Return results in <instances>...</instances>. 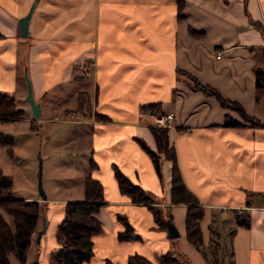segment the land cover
<instances>
[{
    "label": "crops",
    "instance_id": "crops-1",
    "mask_svg": "<svg viewBox=\"0 0 264 264\" xmlns=\"http://www.w3.org/2000/svg\"><path fill=\"white\" fill-rule=\"evenodd\" d=\"M33 2L22 34L18 20ZM255 67L264 68V0H0V91L26 111L0 119V131L11 134L5 125L20 119L31 129L45 122L77 124L69 133L77 169L72 177L61 174V195L49 194L59 185L47 186L43 199L33 181L21 193L13 161L22 156L13 143L12 156L0 144V167L12 177L13 197L36 200L41 208L46 203L39 240L34 234L24 263L10 253V264H52L65 203L83 199L87 174L102 184L104 203L95 214L102 230L91 236L92 255L82 264H127L135 253L155 262L166 252L181 264H264V87L256 85ZM24 72L39 118L25 98ZM185 73L239 102L263 125L251 126L213 95L190 88ZM67 110L87 117L67 120ZM152 112L174 114L168 144L202 209L196 244L186 236L187 204L171 199L172 160L157 151ZM227 114L242 125L225 126ZM60 142L47 146L43 163L65 157L68 142ZM143 144L160 157L159 172ZM114 166L153 201L137 202L122 192ZM161 207L167 210L154 211ZM169 220L175 237L168 236ZM125 223L137 238H118Z\"/></svg>",
    "mask_w": 264,
    "mask_h": 264
},
{
    "label": "trees",
    "instance_id": "trees-1",
    "mask_svg": "<svg viewBox=\"0 0 264 264\" xmlns=\"http://www.w3.org/2000/svg\"><path fill=\"white\" fill-rule=\"evenodd\" d=\"M185 80L192 89L200 90L204 94L213 95L221 106L236 111L251 125H263L254 116L248 115L241 104L235 100L223 97L214 87L202 84L194 76L185 73ZM256 85L264 87V68L255 67ZM25 110L16 106L12 94L0 91V119H17L24 117ZM225 126L242 125L240 121L227 114L223 123ZM155 137L157 151L172 160L171 199L173 202L187 204L185 226L186 236L191 243L201 240L199 219L202 209L197 199L185 188L176 162L172 146L168 144L167 127L151 126ZM13 136L0 131V144L8 146V153L12 156ZM151 155L159 172L160 157L143 144ZM93 167V162L90 164ZM114 175L122 192L131 195L134 201L150 202L151 197L144 190L131 181L117 166H114ZM102 184L90 174L85 176L84 197L81 200L67 201L64 206V216L57 227L56 238L60 246L51 252L54 258L52 264H82L92 255L91 236L102 230L100 220L95 215L104 203ZM40 204L36 200L15 198L12 195V177L5 174L0 167V264H10L8 255L13 253L21 263L25 262L26 251L34 234H37V222L40 216ZM6 215V216H5ZM238 216V221L248 225L246 216ZM171 218V216H169ZM121 218V217H120ZM125 229L118 233L119 239H133L138 235L133 233L132 227L125 223ZM105 264H113L109 259ZM127 264H181L171 252H166L152 261L138 253L128 256Z\"/></svg>",
    "mask_w": 264,
    "mask_h": 264
},
{
    "label": "rangeland",
    "instance_id": "rangeland-1",
    "mask_svg": "<svg viewBox=\"0 0 264 264\" xmlns=\"http://www.w3.org/2000/svg\"><path fill=\"white\" fill-rule=\"evenodd\" d=\"M24 76H25V72H24ZM79 100L81 103H83L84 97L80 95ZM23 101L24 103H26L25 100ZM19 105L21 104L19 103ZM231 109L234 110L239 115L240 120L246 121L239 114V112L236 111V109L233 106H231ZM51 114H53V112ZM71 114H73L74 116L81 115V119H85L87 117L86 112L84 113L83 111L67 110L64 112V116L67 120H74V118L70 116ZM76 125L77 124H73L72 122H66L63 124L60 122H56V123L45 122L43 123V127L40 128L37 125L32 124L33 129L36 130V128H38L36 130L37 132H35L33 129L30 128V124L29 122H27L26 119L13 121V123L5 125V128H7V130H9V132L13 135V145H12L13 149H15L16 152L20 153V155L22 156V158H20L19 160L13 161L15 185L16 188L19 189L21 193L25 192L26 190L29 191L28 189L30 188L29 184L31 181H33L34 183L35 190L37 191V193H39L38 182L40 179L41 187L44 191H45V187L48 192L50 191V189L49 190L47 189V186L54 187L55 185H59L58 188L60 189L55 188L53 190L56 192H52L49 194L52 195L62 194L60 193L63 192V189H61L63 187L62 182L57 184L58 181H61V174L64 172L66 173L65 174L66 176L70 175V177H72V175L76 172L77 169L76 161H72V157H71L72 155H74L71 149L74 147L73 144L75 140L69 134L71 132L73 133L74 127H76ZM50 129L52 130V132H48ZM49 136L50 139L48 140L47 143L48 144L47 146L49 147H55L59 145L61 143L60 142L61 138H64L65 141H67L68 143H67V152L65 153V157L61 160L57 158L53 159L51 163L47 164V162L43 163L42 160L43 157H46L45 152H47V146L45 145V140L46 137ZM52 142L53 144L50 145ZM81 161H83L81 166L85 167L86 166L85 160L83 159ZM67 169L72 170V172L68 173ZM43 205L44 206L42 208L40 206V208L42 209V213L44 211V208L46 207V203H44ZM156 209L158 211L167 210L164 207H161V208H154V211ZM46 221L47 218L45 219V222Z\"/></svg>",
    "mask_w": 264,
    "mask_h": 264
},
{
    "label": "water",
    "instance_id": "water-1",
    "mask_svg": "<svg viewBox=\"0 0 264 264\" xmlns=\"http://www.w3.org/2000/svg\"><path fill=\"white\" fill-rule=\"evenodd\" d=\"M34 5H35V2L32 3L29 11L23 17H21L18 20L19 30H20V32L22 34H27L28 33L29 21H30V17H31L32 11L34 9ZM25 80H26V87H27L26 99L30 103L33 117L39 118V116H40V104L37 103L34 100L33 93H32V88H31V83H30V80H29L28 75H27L26 72H25ZM38 192H39L40 196L43 199L46 198V194H45L44 190L41 187V181H40V179H39V182H38ZM41 232H42V230H39L37 232L36 241L39 240V237H40ZM177 235H178V230L176 229V227L173 224V222L171 220H169L168 221V236L169 237H175Z\"/></svg>",
    "mask_w": 264,
    "mask_h": 264
},
{
    "label": "built area",
    "instance_id": "built-area-1",
    "mask_svg": "<svg viewBox=\"0 0 264 264\" xmlns=\"http://www.w3.org/2000/svg\"><path fill=\"white\" fill-rule=\"evenodd\" d=\"M220 51L217 52L216 57L220 56ZM74 118V120H81V115L74 116L73 114L70 115ZM152 124L158 127H170L173 125V118L174 114L172 112H165V113H150L149 114ZM189 128H186L185 131H189Z\"/></svg>",
    "mask_w": 264,
    "mask_h": 264
}]
</instances>
